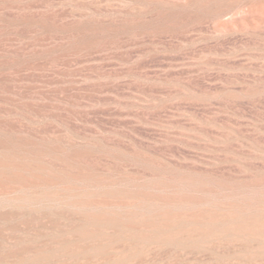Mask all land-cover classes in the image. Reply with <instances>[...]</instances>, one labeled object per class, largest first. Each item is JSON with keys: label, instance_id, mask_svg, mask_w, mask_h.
<instances>
[{"label": "rangeland", "instance_id": "1", "mask_svg": "<svg viewBox=\"0 0 264 264\" xmlns=\"http://www.w3.org/2000/svg\"><path fill=\"white\" fill-rule=\"evenodd\" d=\"M245 228L264 0H0V264H264Z\"/></svg>", "mask_w": 264, "mask_h": 264}, {"label": "bare ground", "instance_id": "2", "mask_svg": "<svg viewBox=\"0 0 264 264\" xmlns=\"http://www.w3.org/2000/svg\"><path fill=\"white\" fill-rule=\"evenodd\" d=\"M244 231L249 236L255 235V233H259V235H264V232H259V230L253 231V229L249 230V229L245 228ZM230 242H231V246L240 247V243L243 242V239L233 240V241H230Z\"/></svg>", "mask_w": 264, "mask_h": 264}]
</instances>
